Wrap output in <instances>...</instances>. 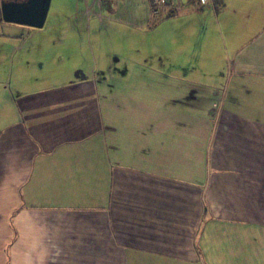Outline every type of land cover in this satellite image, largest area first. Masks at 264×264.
<instances>
[{
  "label": "crops",
  "instance_id": "0c3cea01",
  "mask_svg": "<svg viewBox=\"0 0 264 264\" xmlns=\"http://www.w3.org/2000/svg\"><path fill=\"white\" fill-rule=\"evenodd\" d=\"M12 1L26 0H0V264H264V0L173 16L92 0L123 50L100 68L114 72L46 88L6 81L29 32L3 20Z\"/></svg>",
  "mask_w": 264,
  "mask_h": 264
},
{
  "label": "rangeland",
  "instance_id": "374dc122",
  "mask_svg": "<svg viewBox=\"0 0 264 264\" xmlns=\"http://www.w3.org/2000/svg\"><path fill=\"white\" fill-rule=\"evenodd\" d=\"M91 2L92 0H82V3L77 0H52L45 27L37 29L25 26L29 32L23 37V41L16 42L17 51L10 55L12 48H9L7 63L10 64L11 71L6 81H10L12 87L17 81H22L34 88H46L77 81L82 75H86L87 79L109 78L114 70L110 67L105 70L100 68L110 59L117 60L123 50L115 44L110 30L102 29L95 22L96 19L91 18L92 13L85 12L86 6H90ZM178 11L170 13L173 16ZM103 16L105 19L112 14L105 10ZM171 18L173 17L162 15L155 23L164 22V25H169L172 23L169 21ZM112 29L123 28L113 26ZM100 31L104 34L101 35ZM164 119L161 117L153 120L163 122Z\"/></svg>",
  "mask_w": 264,
  "mask_h": 264
},
{
  "label": "water",
  "instance_id": "95a60500",
  "mask_svg": "<svg viewBox=\"0 0 264 264\" xmlns=\"http://www.w3.org/2000/svg\"><path fill=\"white\" fill-rule=\"evenodd\" d=\"M52 0H26L24 2H3L2 18L5 22L37 29L45 27Z\"/></svg>",
  "mask_w": 264,
  "mask_h": 264
},
{
  "label": "built area",
  "instance_id": "2783aa9c",
  "mask_svg": "<svg viewBox=\"0 0 264 264\" xmlns=\"http://www.w3.org/2000/svg\"><path fill=\"white\" fill-rule=\"evenodd\" d=\"M153 14L158 15L161 11L169 9L171 11H178L182 9L186 4L195 0H149ZM203 6L215 7L217 0H197Z\"/></svg>",
  "mask_w": 264,
  "mask_h": 264
},
{
  "label": "trees",
  "instance_id": "16d2710c",
  "mask_svg": "<svg viewBox=\"0 0 264 264\" xmlns=\"http://www.w3.org/2000/svg\"><path fill=\"white\" fill-rule=\"evenodd\" d=\"M195 1H196L197 3H199L197 0H195ZM199 4H200V3H199ZM200 5H201V4H200ZM216 5H217V4H216ZM201 6H203V5H201ZM208 6H209V5H208ZM213 8H214V7H213ZM163 11H164V10H163ZM163 11H161L160 13H162ZM165 11H167V12H169V13H170V11H171V10H169V9H168V10H167V9H165ZM160 13H159L158 15H160ZM154 15H155V14H154ZM158 15H156V16H158Z\"/></svg>",
  "mask_w": 264,
  "mask_h": 264
}]
</instances>
